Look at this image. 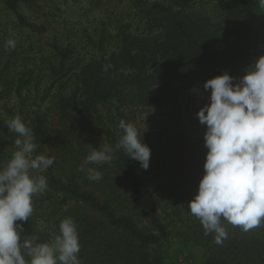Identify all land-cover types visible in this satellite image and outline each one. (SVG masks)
I'll use <instances>...</instances> for the list:
<instances>
[{"label": "trees", "instance_id": "1", "mask_svg": "<svg viewBox=\"0 0 264 264\" xmlns=\"http://www.w3.org/2000/svg\"><path fill=\"white\" fill-rule=\"evenodd\" d=\"M26 1L4 2L20 27L43 35L45 25L20 12ZM124 1L143 10L148 0ZM201 1L152 3L145 11L155 35L139 38L122 29L117 49L109 52L106 44L113 35L102 31L98 42L89 38L97 55L88 60L55 45L58 63L51 64L52 73L66 77L70 63L75 88L44 112L5 104L13 84L0 71V167L17 150L18 135L7 127L17 115L31 129L36 154L54 158L43 173L47 190L33 197L32 216L16 222L23 226L22 238L35 235L39 243H52L61 221L71 218L80 264H167L165 252L174 242L202 248V264H264V222L244 232L222 220L228 238L217 245L188 208L208 151L206 125L197 117L210 103L204 84L225 72L238 83L264 55V8L258 0L225 1L217 22L196 11ZM28 85L19 81L15 93L20 99ZM134 108L166 110L155 131L141 134L151 150L149 168L138 172L137 161L119 150L110 164L86 165L102 173L99 181L88 179L79 168L90 148L114 147L123 135L119 122H127V110Z\"/></svg>", "mask_w": 264, "mask_h": 264}, {"label": "clouds", "instance_id": "2", "mask_svg": "<svg viewBox=\"0 0 264 264\" xmlns=\"http://www.w3.org/2000/svg\"><path fill=\"white\" fill-rule=\"evenodd\" d=\"M258 3L264 8V0ZM7 44L12 49L16 46L14 40ZM235 80L227 72L209 79L204 90H210V103L197 113L199 123L206 125L208 151L198 193L188 208L200 220L204 234H214L217 245L228 238L222 220L244 232L264 222V55L238 83ZM7 127L18 138L14 141L17 150L0 167V264H80L79 236L71 218L61 221L60 234L52 243H39L35 235L21 237L24 229L16 222L32 216L33 197L47 190L43 173L54 158L36 154L38 145L19 115L7 121ZM119 129L123 135L114 147L90 148L79 168L88 179L99 181L102 173L86 165L110 164L119 150L138 161L143 170L149 168L151 150L138 129L124 120Z\"/></svg>", "mask_w": 264, "mask_h": 264}, {"label": "rangeland", "instance_id": "3", "mask_svg": "<svg viewBox=\"0 0 264 264\" xmlns=\"http://www.w3.org/2000/svg\"><path fill=\"white\" fill-rule=\"evenodd\" d=\"M4 1L0 0V71L13 84V90L4 103L23 107L31 114L38 110L44 112L53 104H59L61 94L68 95L75 88L74 71L68 72L70 63L65 68L66 77L60 78L52 73L51 64L58 63L53 54L55 45L68 48L74 57L88 60L97 55L96 46L90 44L89 38L98 42L102 31H105L113 35V39L106 44L111 52L119 45L117 35L122 29L139 38L155 35L152 31L154 26L149 24L151 19L147 9L156 1L167 5L172 3V0H148L145 8L139 10L124 0H27L20 4L19 10L30 22L45 25L46 32L38 35L20 27ZM225 1L202 0L195 9L217 22ZM9 40L16 42L14 49L8 46ZM20 80L29 83L21 99L15 93ZM1 82V89H4V78ZM63 84H67L68 90H63ZM208 93L210 95V90ZM127 115V123L133 124L140 134H148L157 129L166 110L134 108L127 110ZM50 120L55 121L53 118ZM136 169L140 173L145 171L138 161ZM165 255L167 264H202L204 250L174 242L166 249Z\"/></svg>", "mask_w": 264, "mask_h": 264}]
</instances>
